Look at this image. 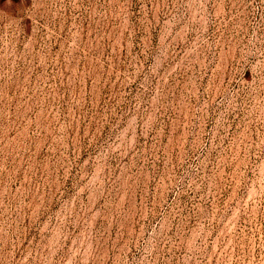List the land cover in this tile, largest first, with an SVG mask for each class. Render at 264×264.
I'll return each instance as SVG.
<instances>
[{"label": "rangeland", "instance_id": "rangeland-1", "mask_svg": "<svg viewBox=\"0 0 264 264\" xmlns=\"http://www.w3.org/2000/svg\"><path fill=\"white\" fill-rule=\"evenodd\" d=\"M0 264H264V0H0Z\"/></svg>", "mask_w": 264, "mask_h": 264}]
</instances>
